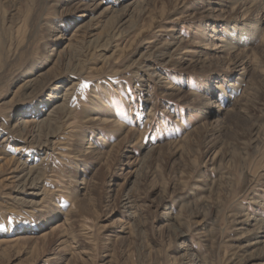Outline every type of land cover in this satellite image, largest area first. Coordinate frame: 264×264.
Listing matches in <instances>:
<instances>
[{
    "label": "rangeland",
    "instance_id": "rangeland-1",
    "mask_svg": "<svg viewBox=\"0 0 264 264\" xmlns=\"http://www.w3.org/2000/svg\"><path fill=\"white\" fill-rule=\"evenodd\" d=\"M0 264H264V0H0Z\"/></svg>",
    "mask_w": 264,
    "mask_h": 264
},
{
    "label": "bare ground",
    "instance_id": "bare-ground-1",
    "mask_svg": "<svg viewBox=\"0 0 264 264\" xmlns=\"http://www.w3.org/2000/svg\"><path fill=\"white\" fill-rule=\"evenodd\" d=\"M33 179V178H32ZM34 185V184H33ZM33 185H31V187H34Z\"/></svg>",
    "mask_w": 264,
    "mask_h": 264
}]
</instances>
